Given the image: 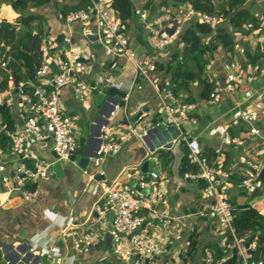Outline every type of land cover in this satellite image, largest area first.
Returning a JSON list of instances; mask_svg holds the SVG:
<instances>
[{
	"label": "crops",
	"instance_id": "obj_1",
	"mask_svg": "<svg viewBox=\"0 0 264 264\" xmlns=\"http://www.w3.org/2000/svg\"><path fill=\"white\" fill-rule=\"evenodd\" d=\"M77 1L48 0L38 6L29 7L25 13L39 14L44 18L46 33L40 45L52 40L54 46L49 51L50 54L57 55L61 59L67 56L74 58L79 50L83 49L84 55L80 58L86 62L87 66L79 76L87 84L93 81L94 87L105 93L108 87L118 90L113 95L117 97L113 108L109 106L112 101L110 97H104L95 104L94 95L91 92L87 93L84 100H80L68 86L61 87L59 100L67 114L74 117L77 125L75 132L82 136L84 141L89 138V147L93 148L98 143L97 138L105 140L104 127L120 130L118 134L108 131L109 140L117 142L119 147L116 151L106 152L101 160L96 159L94 165L90 164L85 169L78 168L68 158L60 160L62 168L60 176L54 174L50 179L27 183L28 189L30 186L33 187L30 189L32 196L28 200L21 198L17 192L8 190L13 185L11 178L7 182L0 180V264H127L113 251L102 246L101 229L108 223L107 213L95 222L92 219L97 216L94 206L101 201V184L116 185L118 178L129 167L137 170L134 175L135 180L146 177L149 170L139 172L138 168L144 160L148 159L151 149L152 155L156 156L154 152L159 148L169 149L172 160L169 162L168 169L160 163L156 166L163 198L152 206L158 212L176 218L172 223L171 231L180 230L181 238L172 246L165 247L156 254L155 264H177L184 261L182 255L191 232L197 235V240L195 250L187 261L191 264H201L204 250H212L210 246L216 241L219 243V231L213 220L200 215L206 203L199 192L201 182L184 179L178 172L184 142L177 139L176 130L174 128L171 130L168 127L171 125L166 124V129L148 131L162 120L160 114L164 109L160 94L165 88L162 87L161 79L155 69L153 73L157 89L155 90L145 78L135 74L134 65L129 59L124 56L111 57L106 54L99 42L88 39L86 35L93 34L92 30L95 29L93 17L90 16L87 20L80 18L67 20L68 13L86 10L89 5L87 4L85 9L71 10L64 15L65 7ZM130 2L133 14L123 23L129 47L138 57L150 54L154 60L164 59L172 44L167 46L161 54H158L153 46L155 38L153 30L164 25L159 18V8L165 6L171 10L189 4L174 3L172 0H130ZM263 5L264 0H246L243 4L259 16L261 23L264 22ZM143 11L145 16L141 17L140 13ZM17 16L18 13L13 11L8 0H0V20H15ZM196 20L199 19L189 18L182 23L174 43L182 44L181 39L186 34L192 36L191 28ZM225 30L233 31L223 17L211 27L210 34H201V39L206 42L214 32ZM261 32L263 30L259 26L247 28L246 33L234 32V40L239 47L245 43L251 52L255 50L264 52V35ZM230 55L219 46L213 50L204 70L208 79L212 73L220 76V80L223 81L220 63L223 60H230L228 57ZM231 57L243 66L250 64L238 49L234 50ZM35 78L32 72L30 80L18 83L28 86L35 82ZM158 83L161 84L160 89L157 88ZM247 88L253 91L250 97L245 98L243 91ZM263 89L264 72L251 84L242 83L232 93L224 91L218 103L196 98L188 118L182 122L184 133L195 138L201 148H211L216 153L215 157L229 158L230 186L228 190L239 188L236 184L239 172L261 159L260 156L264 153V140L255 137L251 139L253 136L244 138L250 141L238 149L240 144H223L220 141V135L216 132L212 133L211 130L217 127L226 129L231 124V120L236 117L249 127H258L264 136V111L261 109V99L258 96V92ZM190 91L193 95L196 94L195 82ZM8 96L11 97V101L7 105L14 119V129L8 132L10 138H20L27 142L33 155L50 158L52 155L49 143L32 141L22 130L20 99L16 92L13 89L9 90ZM138 107L141 110L146 108V111L142 110L141 119L134 125L135 131L129 132L123 128V125L126 121L130 122V116H132L130 112ZM240 115H243L245 119H239ZM140 126L144 128L143 134H139L142 130ZM168 133L171 136L170 139ZM168 142L170 145L166 146ZM8 154L9 150L4 152L6 157ZM31 160V158L27 159L28 163H31ZM99 167L102 168V172L95 178ZM83 170L86 172L84 173ZM4 173L10 175L11 168H7ZM89 174L93 176L91 180L88 177ZM17 197L18 201L8 204ZM238 201L245 202L243 199ZM249 205L257 209L255 204L249 203ZM258 212L264 215V212L259 210ZM159 229V226L149 219L141 227V231H158ZM85 233L91 234L94 241L86 252H74L73 239Z\"/></svg>",
	"mask_w": 264,
	"mask_h": 264
},
{
	"label": "built area",
	"instance_id": "obj_2",
	"mask_svg": "<svg viewBox=\"0 0 264 264\" xmlns=\"http://www.w3.org/2000/svg\"><path fill=\"white\" fill-rule=\"evenodd\" d=\"M88 7L86 10H78L66 15L67 20L80 18L87 20L90 16L94 19L97 41L104 47L109 56H124L129 59L135 68V74L145 78L154 88L155 61L150 54L140 57L129 47L128 37L124 32V25L118 17L117 9L113 7L112 0H86ZM160 20L164 25L155 28L153 46L158 54H161L167 46L173 44L177 38L180 27L189 18H196L216 25L222 18V14L210 15L201 12L190 5L180 6L174 9H167L160 6ZM141 17L145 12L140 13ZM246 28H252L251 24H246ZM264 33V22H263ZM182 44L178 42V46ZM54 46L51 40L40 45L42 60L39 67L34 72L35 82L28 85L29 92L25 91L24 83H18L14 87V79L8 71L7 87L0 88V105L8 104L11 97L8 96L9 90L15 88V92L20 99V120L22 130L26 132L30 140L46 143L50 145V151L56 156L50 158L35 156L31 153L28 143L20 138H11L9 154L6 157L0 148V180L7 182L10 178L13 185L8 189L15 191L23 199H30L32 191L27 188V183L39 180H47L54 176L52 162L67 159L69 154L77 150L78 144L74 132L77 128L74 117L67 114L65 107L60 103L59 94L63 86H68L80 100H84L87 95V82L79 74L86 69V62L82 60L83 49L74 58H59L57 55L50 54L49 51ZM234 48L241 52L238 43H234ZM0 66L5 67L4 60H0ZM223 81L217 74H210L209 80L212 82L210 103H218L222 93L234 92L242 83L251 84L257 77L264 72V65L248 64L241 65L235 59L223 60L220 63ZM209 75V74H208ZM252 89L247 88L243 91V96L248 98L252 94ZM261 99V109L264 111V89L258 92ZM160 101L165 112V123L173 126L176 130L178 140L184 142L187 147L186 157L190 164L195 168L187 170L182 174L184 179L193 181L201 180L200 195L206 200L200 215L208 217L216 224L219 231V246L232 250L235 248L237 260L240 264H264V254L259 248L255 238L248 239L247 246L244 245L243 237H238L232 226L233 212L228 200V187L230 186V172L223 169V156L208 159L202 154L199 142L187 136L182 129V122L186 120L193 109V104L182 102L175 99L169 90H164L160 94ZM117 106V104H115ZM141 111L137 121L143 115L140 107L130 112L134 115ZM239 119L244 120L243 115ZM238 119L235 117L231 124H235ZM127 122L123 125L129 132L135 131V123ZM140 129L144 128L140 126ZM120 133V130H112L104 127L103 138L106 142L99 145L96 150V159L101 160L108 151H116L119 144L109 140L108 131ZM212 133L220 135L223 144H241L244 138L253 136L264 140L262 131L255 126H250L248 130L240 132L236 136H231L224 128H214ZM31 158V163L27 159ZM153 165L156 167L158 159L151 156ZM264 164V157L255 161L251 166L239 172L236 182L239 188L245 189L247 194L255 190L259 184L258 170ZM11 168V174L6 175L4 171ZM137 170L129 167L124 171L126 180L132 179L145 192L137 191L134 187L125 183H102L101 201L94 206L96 217L92 219L97 222L98 218L112 211L110 219L112 235V251L118 258L127 260L132 259L133 264H155L154 257L165 247L172 246L181 238L180 230L171 231V226L176 218L172 215L158 212L152 204L162 200L163 192L159 185V175L149 170L146 177L134 179ZM85 173L86 171L83 170ZM102 172V171H101ZM100 172V173H101ZM92 179V175H88ZM250 207H253L250 205ZM153 220L158 226V231H141V227L146 220ZM137 228H140L137 230ZM231 238L227 242V237ZM93 236L89 233L81 234L73 239L72 248L74 252H86L93 242ZM251 252L255 253V258L251 257ZM231 253H224L219 257L214 256L211 249L204 250L201 264H232L230 262ZM177 264H191L189 261H181Z\"/></svg>",
	"mask_w": 264,
	"mask_h": 264
},
{
	"label": "trees",
	"instance_id": "obj_3",
	"mask_svg": "<svg viewBox=\"0 0 264 264\" xmlns=\"http://www.w3.org/2000/svg\"><path fill=\"white\" fill-rule=\"evenodd\" d=\"M13 11L18 13L15 20H0V58L6 63L5 67L0 66V88L7 87L8 71L17 82L30 80L31 73L35 72L42 60L39 49L40 42L45 35L44 18L39 14L25 13L29 7L38 6L48 0H8ZM174 3L189 4L193 8L210 15L222 14L227 20L232 32L227 30L217 31L209 36L206 42L201 39V34L211 33V25L204 21L196 20L192 30V36L184 35L181 39L182 45L177 42L170 45L167 56L162 60L155 61L156 73L161 79L162 87L169 90L171 95L182 102L193 103L196 98L209 100L212 91V82L205 75L204 70L216 47L229 52V55L236 50L234 48V32L246 33V24L252 27L263 29V23L258 15L250 11V7H244L246 0H172ZM86 0H78L75 4L65 7L63 14L69 11L85 9ZM112 5L117 9L118 17L122 23L133 14L130 0H112ZM262 18L264 19V5L262 8ZM241 52L248 63L264 65V52L250 51L249 47L242 43ZM229 59H231L232 57ZM195 82L197 91L193 95L190 88ZM29 92L30 87L23 86ZM15 91V88H13ZM0 148L7 152L11 146V138L8 132L14 129V119L7 104L0 105ZM249 129L245 122L238 120L235 124L227 126L226 130L231 136H236L242 131ZM183 153L180 159L178 172L183 174L187 170H194V166L189 163L186 154L187 147L182 145ZM202 154L208 159L215 157L216 153L209 147L201 148ZM158 162L168 169L172 160V153L169 149L159 148L155 152ZM230 165L227 156L223 159L222 167L228 169ZM229 170V169H228ZM30 189L33 187L30 186ZM237 195H248L243 188L228 190V200L232 206L233 220L232 226L238 237L244 240L255 238L259 248L264 254V215L259 213L254 207H250L247 202H239ZM197 235L191 232L188 236V244L185 247L183 260L191 258L195 247ZM231 238L227 237V242ZM214 251V256L219 257L224 253H231L230 262L240 264L237 260L235 248L228 250L221 248L216 241L210 246ZM251 257L255 258V253L251 252Z\"/></svg>",
	"mask_w": 264,
	"mask_h": 264
},
{
	"label": "water",
	"instance_id": "obj_4",
	"mask_svg": "<svg viewBox=\"0 0 264 264\" xmlns=\"http://www.w3.org/2000/svg\"><path fill=\"white\" fill-rule=\"evenodd\" d=\"M200 21V20H199ZM96 32V29H93L92 30V33L93 34H87V38L90 39V40H96L97 41V35L95 34ZM98 42V41H97ZM14 86L17 87L18 86V82L16 80H14ZM157 88L160 89L161 88V84L158 83L157 84ZM87 93L91 92L93 95H94V99H93V102L95 104H98L104 97L105 98H112V101L109 103V106L110 108H113V104L116 102L117 100V97H114L113 95L116 94L118 92V90H116L115 88L113 87H108V89L106 90V93L107 95H105L106 93L95 88L94 87V82L93 81H90L88 83V88L86 90ZM104 102V101H103ZM102 103V102H101ZM143 111H146V108H143L142 109ZM141 111H138L136 112L134 115L130 116V122L134 123L136 122L138 116L140 115ZM161 122H158L155 126H152L151 128L148 129V131L152 132V131H157V130H163V129H166V123H165V112L162 111L161 114ZM159 119V118H158ZM104 122L106 123L107 120L105 119ZM128 121H126L127 123ZM171 130H173V127L172 126H168ZM139 134H143V131L140 130L139 131ZM74 135L75 137H77V140H78V148L77 150L73 151L71 154H69L68 156V160L71 161V162H74V165L77 166L78 168H81V169H85L88 165L92 164L94 165L96 163V150L98 149L99 147V143H104L106 142V139L105 140H101L100 138H97L98 140V143L95 144V146H93V148L89 147L88 145V142H89V138H87L86 141H84V138L82 136H79L76 132H74ZM168 137L169 139L171 138V136L169 135L168 133ZM251 139H254V137H252ZM250 141V139H246L244 140L240 145H238V149H241L246 143H248ZM170 145V142H168V144H166V146H169ZM152 153H153V150L151 149L150 150V153L148 155V159L144 160L141 165L139 166L138 168V171L139 172H144L146 170H152L154 171L157 175H158V169L157 167H155L153 165V161L151 159V156H152ZM51 155L54 157L56 156L54 154L53 151H51ZM261 158L264 157V153L261 154L260 156ZM52 168L54 170V174L56 176H60L62 174V168H61V164H60V161H54L52 162ZM102 171V168L99 167L98 168V172L95 173V178H97L98 176H100V172ZM258 179H259V184L258 186L255 188V190L253 192H251L250 196H252L254 193H256L264 184V164L261 166V168L258 170ZM103 177V176H101ZM127 182L129 185H131L132 187H134L137 191H141L142 193L145 192V190H142L140 189V187L135 183L134 180L132 179H129V180H126L124 178V174H122L119 178H118V181L117 183H125ZM199 182H201V180H199ZM16 201H18V197L17 198H14L13 200H11L10 202H8V204H14ZM107 220H108V223L106 224V226H104L101 231L103 233V244L102 246L104 248H107L109 249L110 251H112V248H111V238H112V235L110 233V230H111V226H110V219H111V216H112V211H108L107 214ZM140 228H137V230H139ZM249 240L245 241L244 242V245L247 246ZM123 261H125L127 264H132V259H127V260H124L122 259Z\"/></svg>",
	"mask_w": 264,
	"mask_h": 264
},
{
	"label": "rangeland",
	"instance_id": "obj_5",
	"mask_svg": "<svg viewBox=\"0 0 264 264\" xmlns=\"http://www.w3.org/2000/svg\"><path fill=\"white\" fill-rule=\"evenodd\" d=\"M262 35H264L263 32H261ZM83 79V78H82ZM237 201L238 200H244L247 203H253L257 207V209L261 212H264V184L263 186L252 196L249 195H237L236 196Z\"/></svg>",
	"mask_w": 264,
	"mask_h": 264
}]
</instances>
